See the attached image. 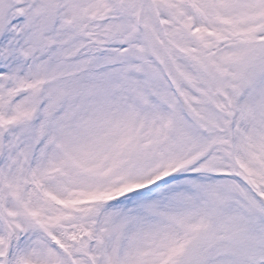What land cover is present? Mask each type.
<instances>
[{
	"label": "snow or ice",
	"instance_id": "6c2138e0",
	"mask_svg": "<svg viewBox=\"0 0 264 264\" xmlns=\"http://www.w3.org/2000/svg\"><path fill=\"white\" fill-rule=\"evenodd\" d=\"M0 264H264V0H0Z\"/></svg>",
	"mask_w": 264,
	"mask_h": 264
}]
</instances>
